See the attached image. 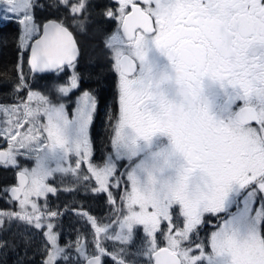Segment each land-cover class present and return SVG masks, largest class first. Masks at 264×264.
<instances>
[{
	"label": "snow or ice",
	"instance_id": "snow-or-ice-1",
	"mask_svg": "<svg viewBox=\"0 0 264 264\" xmlns=\"http://www.w3.org/2000/svg\"><path fill=\"white\" fill-rule=\"evenodd\" d=\"M117 3L116 11L103 13L118 21L104 41L118 74L113 153L102 164L92 162L97 98L90 91L70 115L65 103L32 91L21 71L14 91L28 89L27 99L0 105L7 117L0 135L9 143L0 151V165L21 169L18 185L7 190L18 210H0V228L5 220L46 228L44 264H55L65 249L51 221L61 213L48 209L47 196L75 189L48 181L57 174L84 182L94 178L97 186L90 191L107 193L113 204L109 189L123 187V208L112 236L111 224L81 213L95 229L90 258L77 240L87 264L114 256L101 245V235L131 246L137 226L145 242L135 253L122 247L117 264H129L126 255L147 258L148 264H264V0ZM40 7L37 0H0V19L22 26L20 47L30 52L31 72L72 70L55 87L67 98L80 87L81 48L65 19L38 23ZM53 7L66 8L85 30L86 17L77 18L86 13L88 0H57ZM20 157L33 166L21 167ZM118 161L128 164L119 176ZM42 197L43 207L37 203ZM174 214L182 226L173 222ZM209 216L218 218L215 230L198 240Z\"/></svg>",
	"mask_w": 264,
	"mask_h": 264
},
{
	"label": "trees",
	"instance_id": "trees-1",
	"mask_svg": "<svg viewBox=\"0 0 264 264\" xmlns=\"http://www.w3.org/2000/svg\"><path fill=\"white\" fill-rule=\"evenodd\" d=\"M56 13H60V8L57 11L53 10V14ZM56 17L57 19H63L60 15ZM98 19L101 28L103 17L98 15ZM21 35L22 26L19 25L16 19L0 23V102H16L19 99L20 94L15 93L14 85L18 81L21 71V54L23 55V49L20 47ZM79 38L78 42L81 46L80 70H82L80 91H92L97 98V109L91 125L90 135L94 146V159L98 164H102L112 151L111 139L114 136L115 117L118 115V78L111 70V61L103 51L100 31L96 27L90 28L89 33L87 32ZM25 64L27 65V60ZM52 76H54V73L42 77H48L49 84ZM46 86L44 82L41 86H32L31 89L44 91ZM25 90L24 93L21 92L23 90L20 91L21 95H26ZM127 168V161H118L117 176L125 172ZM14 181L15 175L11 170L6 174L0 173V210L9 211L6 202L8 191L5 187ZM121 183L123 184V181ZM74 189L71 192L63 191L47 196L48 209L61 213L51 222L54 224L55 231L59 234L61 244L68 245L66 242L69 239L71 241L80 239L93 246L95 229L87 217L81 213L86 212L95 217L99 224H107V221L115 224L113 221H116L122 214L119 210L123 208L121 197L124 195V189L123 187H111V192L116 200V207L110 204L111 202L109 203L106 194L91 192V187L86 182L81 183ZM40 205L43 207L44 198L41 199ZM112 207H114V212L110 218L109 213ZM232 211H235V208ZM139 233L142 232L139 231ZM6 237H9V235ZM9 239H12V241ZM7 240L9 242L5 247L6 250L10 251L12 257L14 253H19L18 257L21 258L25 241L22 239L19 242L17 236ZM42 256L37 255L33 261H29L28 257L22 258L21 264H43ZM12 259L4 258L0 264H14Z\"/></svg>",
	"mask_w": 264,
	"mask_h": 264
},
{
	"label": "rangeland",
	"instance_id": "rangeland-1",
	"mask_svg": "<svg viewBox=\"0 0 264 264\" xmlns=\"http://www.w3.org/2000/svg\"><path fill=\"white\" fill-rule=\"evenodd\" d=\"M41 1H43V0H37V2L39 4ZM40 5H41V7L38 9L39 12L45 13L46 7L43 4H40ZM57 10H55V11H57ZM56 14L60 15V13H56ZM48 15L49 14L44 15V17H46ZM51 15H54L53 11H52ZM60 16L63 18V13ZM41 18L38 16V14L36 12V20L38 23L41 22V20H40ZM88 19L90 20V18H88ZM47 20H49V19H47ZM4 21L6 22L8 20L0 19V23H2ZM87 21L88 20L86 18V22ZM85 27H86V23H85ZM27 53H29V51L23 50V55H22V59H21V68H20L24 74L25 83L29 85L30 89L32 86H41V84H44V82H45V86H46L48 84L49 78L48 77H42L43 75L42 76L34 75L31 72L30 67L28 65L29 54L27 55ZM26 60H27V65L25 64ZM80 68L81 67H80V63H79L76 66V71L79 73V75L81 77L82 70H80ZM71 71L72 70L70 68L66 67L63 72L55 73L54 76L51 77V80H50L49 84L45 87L44 91H40V90L34 89V88H32L31 90L32 91H40V92L44 93L45 95H49L50 98H52L54 101L59 100V102L65 103L68 110H69V113L71 115L74 113L78 98L82 95V93L84 91H80V87H79V89L73 90V92L70 93L67 98H62L59 96L58 93L55 92L56 85L64 83L67 80V78L71 75ZM17 83H18V81H16L15 85ZM15 85H14V87H15ZM80 85H81V81H80ZM21 90H23V91H21ZM21 90L20 91L24 93V89H21ZM20 91L19 92L15 91V93L20 94L18 96V98H19L18 101H16V102H0V105L11 106V105L20 104L22 101L26 100L28 89L25 90L26 95L25 94L21 95ZM90 92L96 97V95L92 91H90ZM6 119H7V117L4 116L3 113H0V128L7 127V125L4 123V121ZM90 129H91V126H90ZM92 144H93V142H92ZM2 145H4L6 149L9 146L8 138L6 135H0V146H2ZM112 153H113V149L111 151V154ZM18 159H19V163H20L21 167H32L33 166L32 161H30L28 159H25L23 157H20ZM92 162L95 164H98L94 159V146H93ZM116 167H117V164H116ZM9 170H11L14 173L15 181L12 184L5 187L6 191L13 184L17 183L16 174L21 169L20 168H14L11 166L5 167V166L0 165V173L6 174ZM82 174H87V173L84 172ZM83 182H84L83 180L76 181L75 178L72 176H69V175L61 176L60 174H57L55 177H53L52 179H50L48 181V183H50L53 187H56L58 189L76 188L78 185H80ZM86 184L88 186H90L91 188L97 186L94 178H92L90 181L86 182ZM109 190L111 191V188ZM62 192H63V190L58 191L57 193H62ZM104 194H106L108 197L107 193H104ZM41 199H43V197L37 201L38 204L41 203ZM112 199L115 200L113 194H112ZM108 201L110 203L109 197H108ZM6 202L8 203L7 208L9 209V211L18 210L16 202H14L9 196H7ZM110 204H112L116 207V200H115V204H113V203H110ZM113 212H114V207H112V210L109 213L110 218H111V214ZM121 215H120V217H121ZM108 222L109 221H107V224H111V221L109 223ZM173 222L177 226H182V221L180 219H177L175 214H174ZM215 223H216L215 220L212 221V224H215ZM107 224H101V225H107ZM111 225H112V228L109 230V233H108L109 236H112L115 232L119 231L118 223L111 224ZM212 228H213V226H212ZM162 230L166 231V229H164L163 225H162ZM46 231H47L46 228L34 229V228L27 226L26 224H24L22 222L5 220L3 227L0 228V245H2V246H0V263L4 260V258H8L9 260L11 258H13L12 261L14 264H21L23 261L22 258L28 257L29 261H33L34 259H36L37 255H41V256L43 255L41 260H44V261L47 260V255H48L49 249L47 248L46 243H45L44 233ZM53 231L56 232L55 229H53ZM139 231H141L142 233H139ZM140 234H143V236H141ZM7 235H9V237H6ZM14 236L18 237L19 242H21L22 239L25 241V248H24L23 256L21 258L18 257L19 253H14L13 257H12V255L10 254V251L8 249H7L8 250L7 251L5 248L7 243L9 242V240L12 241V239H9V240H7V239L12 238ZM77 240H80V239H76L74 241H71L69 239L66 242V244H68V245H61L60 237L58 234V243H59L60 247L65 249V251L63 254H61L60 257L57 258V260L55 261V264H86L87 260L85 259V256L82 255L77 250V247H78L77 246ZM145 240H146V236H145V233L143 231L142 226H137V228L135 230V240L133 241V244L131 246H124L120 242L113 241L111 239H105L104 236L101 235V237H100L101 245L104 248H106L108 252L113 253L114 256L116 257V258H114V256H108V255L103 256V260L105 262L104 264H117V259L119 257L120 249L122 247H126L127 253H135L137 251V249L145 242ZM157 240H158V242L162 243L163 237L160 234H158ZM81 244H83L84 247L87 249V254L90 257L95 251V240H94L93 246L87 244L84 241H81ZM125 258L129 259V262H131L132 264H145L146 262L148 263L147 258L130 257L128 255H126ZM2 264H4V263H2Z\"/></svg>",
	"mask_w": 264,
	"mask_h": 264
},
{
	"label": "flooded vegetation",
	"instance_id": "flooded-vegetation-1",
	"mask_svg": "<svg viewBox=\"0 0 264 264\" xmlns=\"http://www.w3.org/2000/svg\"><path fill=\"white\" fill-rule=\"evenodd\" d=\"M56 2H57V0H43V1L40 2V4H43L46 7V12L45 13H40L38 9L36 10L38 16L40 18L42 17L40 19L41 21H43V20L47 21V19L56 18V16H57L56 14L51 15L53 10H57L56 7H53V5L56 4ZM71 2H75V0H71ZM88 3H89V7H88L86 13H84L82 16L77 18V19H84L85 17L87 18L88 21L86 22V27H85L84 31H81L79 29L78 24L72 22V17L69 15L68 10L66 8L60 7V15L63 13V19H65L69 23L70 30L76 36L77 40L83 34H85L87 32L89 33V29L90 28L93 29V28L96 27L98 29V31H100L103 51H104L106 57L111 61V65H112V60L110 59L111 53H110L109 50H107L105 48L104 41H105L106 36L108 34H110L113 31H115V29L118 26V21L115 20V19H111V18L105 17L103 15V13L107 9H111L113 11H116L117 8L119 7V5L117 3V0H88ZM46 14H49V15L44 17V15H46ZM98 15H101L103 17V20L101 19V22H103V23H101L102 24L101 28L99 26ZM88 18H90V20ZM80 48H81V46H80ZM80 58H81V55H80V57H79V59L77 61V64L80 63ZM111 70L115 73V75L118 78V74L113 70L112 67H111ZM1 148H5V146L2 145V146H0V149ZM13 185H15V184H13ZM223 218H226V217H223ZM206 220L210 221V223H206L205 225H203L199 229L198 240H206L207 236L211 233V231L215 230L214 227L212 228V226L216 225L218 223V218L214 217V216L206 217ZM214 220L216 221V223L212 224V221H214ZM140 235L143 236V234H140ZM193 239H197V238L193 237ZM104 263L105 262H104V260L102 258V264H104ZM129 264H132V263L129 262Z\"/></svg>",
	"mask_w": 264,
	"mask_h": 264
},
{
	"label": "water",
	"instance_id": "water-1",
	"mask_svg": "<svg viewBox=\"0 0 264 264\" xmlns=\"http://www.w3.org/2000/svg\"><path fill=\"white\" fill-rule=\"evenodd\" d=\"M29 56H30V54H29ZM79 59V58H78ZM28 60H29V58H28ZM29 64V63H28ZM30 67V66H29ZM50 73H54V72H44V73H39V72H37V73H34V74H50ZM3 150H6V149H1L0 151H3ZM17 180H18V174H17ZM18 185V184H17ZM17 185H14V186H17ZM14 186H12V187H14ZM8 193H9V195H10V197H11V193H10V191H8ZM12 198V197H11ZM13 199V198H12ZM101 260H102V257H101ZM86 264H87V261H86Z\"/></svg>",
	"mask_w": 264,
	"mask_h": 264
}]
</instances>
